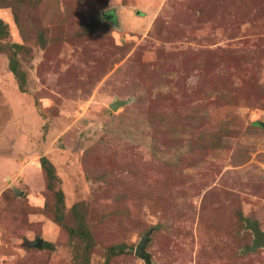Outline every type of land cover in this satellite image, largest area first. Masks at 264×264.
Instances as JSON below:
<instances>
[{
    "label": "rangeland",
    "instance_id": "374dc122",
    "mask_svg": "<svg viewBox=\"0 0 264 264\" xmlns=\"http://www.w3.org/2000/svg\"><path fill=\"white\" fill-rule=\"evenodd\" d=\"M245 220L264 0H0V264H264Z\"/></svg>",
    "mask_w": 264,
    "mask_h": 264
},
{
    "label": "water",
    "instance_id": "95a60500",
    "mask_svg": "<svg viewBox=\"0 0 264 264\" xmlns=\"http://www.w3.org/2000/svg\"><path fill=\"white\" fill-rule=\"evenodd\" d=\"M111 108L115 107V103L109 105ZM246 228H248L252 234L253 239L251 240V243L245 247L246 251H252L256 249L257 247L263 246L264 247V232L261 231L256 223L249 222L245 220ZM147 240V235H142L137 244L134 247L133 253L135 256L141 258L143 260L144 264H150L148 259V254L144 251V245ZM30 244L33 246H39L40 240L35 239L33 241H30Z\"/></svg>",
    "mask_w": 264,
    "mask_h": 264
},
{
    "label": "trees",
    "instance_id": "16d2710c",
    "mask_svg": "<svg viewBox=\"0 0 264 264\" xmlns=\"http://www.w3.org/2000/svg\"><path fill=\"white\" fill-rule=\"evenodd\" d=\"M8 70L13 74V76L15 78H17V87H18V89L20 91H23V89L21 88V85H22V83H23L24 80L21 77V74L20 73L16 74V71L17 70H16L15 65H14V63H13L12 60H10L9 63H8ZM40 165H41L42 169L45 171L47 177L49 179H52L53 178V170L51 168V165L46 161L45 158L42 157L40 159Z\"/></svg>",
    "mask_w": 264,
    "mask_h": 264
}]
</instances>
